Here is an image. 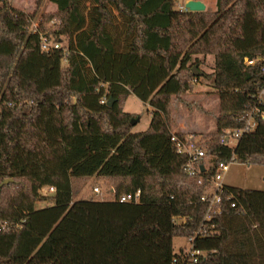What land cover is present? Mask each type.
<instances>
[{
    "label": "trees",
    "instance_id": "1",
    "mask_svg": "<svg viewBox=\"0 0 264 264\" xmlns=\"http://www.w3.org/2000/svg\"><path fill=\"white\" fill-rule=\"evenodd\" d=\"M46 1L29 15L1 0L0 185L12 182L0 189V264H174V241L204 220L200 199L217 164L234 156L264 166L259 114L235 149L220 142L243 126L264 86V0H217L211 13L180 12L177 0H50L56 12L33 36ZM41 34L62 48L42 51ZM198 56L214 57L220 113L200 138L209 169L191 176L171 140V106L201 79ZM130 96L152 109L146 132H132ZM92 180L106 182L112 199L76 200L73 182ZM138 191V203H120ZM226 191L236 207L225 200L196 240L208 254L200 264H264V191ZM38 202L51 206L36 210Z\"/></svg>",
    "mask_w": 264,
    "mask_h": 264
},
{
    "label": "rangeland",
    "instance_id": "2",
    "mask_svg": "<svg viewBox=\"0 0 264 264\" xmlns=\"http://www.w3.org/2000/svg\"><path fill=\"white\" fill-rule=\"evenodd\" d=\"M178 1V0H177ZM186 2L185 0H179ZM206 7L207 12L216 11L217 0H200ZM11 6L26 14L32 15L36 11V0H10ZM2 5L0 0V6ZM56 8L47 0L37 18L32 22L31 34L33 29H38L43 17L47 14H54ZM57 21L53 20L50 24H46L45 28L50 29L56 25ZM52 29V28H51ZM32 39V37H31ZM199 66L196 67L201 73V79L195 81L194 88L191 92L173 98L171 106V117L173 119V132L182 131L184 127L186 130L193 131L188 134L196 135L199 139L211 133L215 129V120L219 115V97L213 88V81L211 75L214 68L213 56H198ZM207 75L208 77L204 76ZM5 99L0 102V110L3 107ZM124 111L126 113L136 115L138 122L133 128V133H143L149 129L151 123L152 109L148 104H144L135 96H130L125 102ZM223 184L229 187H234L243 190H257L264 191V166L252 163L249 165H242L232 163L229 171L223 177ZM99 189V195L94 193V190ZM73 190L75 192L76 200H111L109 194L110 186L106 182L89 181V182H73ZM51 206L48 202H38L35 205L36 210H42ZM188 246L185 239L177 238L174 241L175 253H178L182 248Z\"/></svg>",
    "mask_w": 264,
    "mask_h": 264
},
{
    "label": "built area",
    "instance_id": "3",
    "mask_svg": "<svg viewBox=\"0 0 264 264\" xmlns=\"http://www.w3.org/2000/svg\"><path fill=\"white\" fill-rule=\"evenodd\" d=\"M186 2L177 1L176 8L180 12L188 13L190 10L186 7L187 3L191 0H185ZM38 29H33L32 35L36 34ZM41 49L44 52L57 51L62 48V45L53 40L49 39L45 35H40ZM257 60L247 61V66H255ZM102 104H107L108 99L104 96L101 100ZM264 107V86L260 89L256 96V106L252 108L251 112L247 114L245 118L241 120L243 126L240 129L226 130L221 137V145L235 149L238 146L241 138L248 132L252 131L256 126V114H259L260 118L264 120V112H261L259 107ZM183 137H180L176 132L172 133V142L176 145L179 154L187 155L188 163L186 171L189 175L195 176L199 173V167L203 169H209V165H202L201 162L206 157V150L203 146L204 142L197 138L196 135L183 133ZM232 163H235V157L233 156L229 162H221L216 166V174L210 180V188L201 197L200 204L204 208V220L200 227L194 232L193 236L187 239L188 246L182 248L174 259V264H200L208 258V254L204 251L197 250L195 242L198 238H205L209 235L211 229L209 223L213 218L222 214V206L224 201L232 199L233 195L227 193L226 186L223 184V177L229 171V167ZM55 188H47L43 190L44 195L55 193ZM96 195H99V189L94 190ZM141 192L138 191L135 195L129 194L123 196L120 199V203H138L140 200ZM231 208H235V202L231 201ZM174 221H182V224L186 223L184 218H176Z\"/></svg>",
    "mask_w": 264,
    "mask_h": 264
},
{
    "label": "water",
    "instance_id": "4",
    "mask_svg": "<svg viewBox=\"0 0 264 264\" xmlns=\"http://www.w3.org/2000/svg\"><path fill=\"white\" fill-rule=\"evenodd\" d=\"M186 7L190 10V12H205V11H206V7H205V5H204L201 1H199V0H191V1H189V2L187 3ZM193 72H194L195 77H198V78H199V77L201 76V73H199V72L197 71V68H196V67H194ZM112 105H113V100H112V99L108 100L107 106H108V107H112ZM137 122H138V119L133 120L131 124H132L133 126H135V124H136ZM202 170H204V169L202 168ZM11 182H12V180H6V181H4V182L0 185V189H1L4 185H7V184H9V183H11Z\"/></svg>",
    "mask_w": 264,
    "mask_h": 264
},
{
    "label": "crops",
    "instance_id": "5",
    "mask_svg": "<svg viewBox=\"0 0 264 264\" xmlns=\"http://www.w3.org/2000/svg\"><path fill=\"white\" fill-rule=\"evenodd\" d=\"M181 132H183V133H191V132H193V131H188V130H186V128L184 127V129H182V131ZM226 186V185H225ZM227 187V186H226Z\"/></svg>",
    "mask_w": 264,
    "mask_h": 264
},
{
    "label": "bare ground",
    "instance_id": "6",
    "mask_svg": "<svg viewBox=\"0 0 264 264\" xmlns=\"http://www.w3.org/2000/svg\"><path fill=\"white\" fill-rule=\"evenodd\" d=\"M236 163V162H235Z\"/></svg>",
    "mask_w": 264,
    "mask_h": 264
}]
</instances>
